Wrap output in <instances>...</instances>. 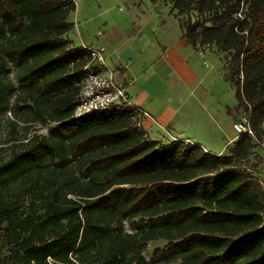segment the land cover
I'll return each mask as SVG.
<instances>
[{"label": "trees", "instance_id": "trees-1", "mask_svg": "<svg viewBox=\"0 0 264 264\" xmlns=\"http://www.w3.org/2000/svg\"><path fill=\"white\" fill-rule=\"evenodd\" d=\"M165 1L223 55L255 135L214 155L152 140L133 111L75 118L77 4L0 0V115L22 124L0 144V264H264V0Z\"/></svg>", "mask_w": 264, "mask_h": 264}, {"label": "rangeland", "instance_id": "rangeland-1", "mask_svg": "<svg viewBox=\"0 0 264 264\" xmlns=\"http://www.w3.org/2000/svg\"><path fill=\"white\" fill-rule=\"evenodd\" d=\"M74 1L78 8L70 17L74 26L68 39L75 47H105L113 68L112 60L125 67L132 60L127 67L131 100L138 106L144 99L148 110L151 104L157 122L147 131L149 138L161 143L177 141L173 137L191 139L209 151L228 153L227 144L236 135L234 117L245 114L238 110L236 88L228 80L222 54L212 47L194 50L165 0ZM114 33L121 36L117 43L110 40ZM11 125L22 124L13 122L10 113L1 114L0 144L8 139ZM37 129L48 132L47 127ZM252 159L260 163L257 174L264 182V147ZM164 245V241L151 243L146 256Z\"/></svg>", "mask_w": 264, "mask_h": 264}, {"label": "built area", "instance_id": "built-area-1", "mask_svg": "<svg viewBox=\"0 0 264 264\" xmlns=\"http://www.w3.org/2000/svg\"><path fill=\"white\" fill-rule=\"evenodd\" d=\"M90 55V61L83 67L81 93L75 110V118L80 119L90 115L105 113H122L133 111L136 114L138 126L150 114L135 105L128 92L125 81L117 68L108 64L107 49L105 47H84ZM132 60L125 64L128 67ZM234 131L239 137L242 134L254 136L250 118L244 116L233 124Z\"/></svg>", "mask_w": 264, "mask_h": 264}, {"label": "crops", "instance_id": "crops-1", "mask_svg": "<svg viewBox=\"0 0 264 264\" xmlns=\"http://www.w3.org/2000/svg\"><path fill=\"white\" fill-rule=\"evenodd\" d=\"M121 39V36L120 35H116V33H114V34H111L110 35V40L113 42V41H115L116 43H117V41H119ZM193 47V46H192ZM195 50V49H194ZM197 51V50H196ZM112 62H113V64L115 65L114 66V68H117L118 70H119V73L121 74V79L123 80V81H125V83L127 84V87L129 88V87H131V76H130V72H129V69L128 68H125L123 65H118V63H117V61H115V60H112ZM131 96V95H130ZM138 104L139 105H141V106H139L140 108H142L143 110H145L146 112H148L149 114H150V117L149 118H146L144 121H143V128H144V130H146V131H149L150 130V128L154 125V124H156L157 122L155 121V119H154V117L152 116V114H151V110H152V105L150 104V106H149V108H150V110H148V105H146L145 104V100L144 99H142L141 98V102H138ZM145 107V108H144ZM156 110V109H155ZM230 115H232L233 116V112H230ZM170 119V118H169ZM238 119H235V117H234V120H233V122H232V128H233V124L237 121ZM172 123V121H169V124H171ZM233 130H234V128H233ZM236 133V132H235ZM237 138H238V136H237V134L236 135H234L233 137H232V139L229 141V143L227 144L228 145V147L229 146H231V145H233V143L237 140ZM173 139H175V140H180V141H188V142H190V143H193V144H195L194 143V141H192L191 139H179V138H176V137H173ZM230 144V145H229ZM202 147L207 151V152H210V153H212V154H214V155H220V154H223V150H221V151H219V152H214V151H209L206 147H204L203 145H202ZM227 147V148H228Z\"/></svg>", "mask_w": 264, "mask_h": 264}]
</instances>
